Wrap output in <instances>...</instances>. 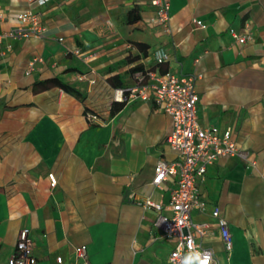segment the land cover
Here are the masks:
<instances>
[{
    "label": "crops",
    "instance_id": "1",
    "mask_svg": "<svg viewBox=\"0 0 264 264\" xmlns=\"http://www.w3.org/2000/svg\"><path fill=\"white\" fill-rule=\"evenodd\" d=\"M168 2L166 31L152 22L150 0H0V32L27 8L40 10L44 25L41 39L0 44V264L24 228L37 264H56L58 256L73 261L72 248L81 244L90 264H168L173 244L141 201L149 196L164 204L174 185L151 184L157 160L174 158L165 142L171 117L140 98L110 114L114 89L132 83L130 68L139 63L159 73L163 67L202 74L195 84L199 124L230 128L255 165L236 156L209 165L199 183L206 210L192 216L210 221L211 207L219 205L233 235L230 255L218 230L203 239L218 264H264V0ZM133 7L140 19L127 23ZM245 24L252 38L239 44L229 29ZM134 43L146 44L147 55L123 64L138 53L128 48ZM156 49L167 59L155 67ZM115 74L122 87L109 83ZM51 77L81 96L57 86L33 91L36 81ZM87 110L96 121H87ZM48 173L57 178L54 187Z\"/></svg>",
    "mask_w": 264,
    "mask_h": 264
},
{
    "label": "built area",
    "instance_id": "2",
    "mask_svg": "<svg viewBox=\"0 0 264 264\" xmlns=\"http://www.w3.org/2000/svg\"><path fill=\"white\" fill-rule=\"evenodd\" d=\"M42 4L40 0H27ZM47 0H44V2ZM43 2V3H44ZM155 8L152 22L162 25L169 31L170 20L168 0H150ZM5 13L0 10V20ZM15 24L0 32V44L6 38L33 37L43 38L44 25L42 12L27 8L15 14ZM194 24L205 28L201 20H194ZM231 37L239 44H244L252 38L250 27L245 24L241 31L229 29ZM61 40V39H59ZM130 50H137L129 44ZM77 53V50L74 51ZM167 59V54L160 49L153 53L154 66H159ZM32 62L29 63V67ZM202 77L201 73L191 72L177 74L166 71L159 73L156 68L144 67L132 74V83L122 88L114 89L113 99L126 101L134 99L152 100L155 107L161 109L171 117V129L165 137L168 148L173 152L172 160H157L151 184L161 187L163 183H174L169 190L168 201L164 204L153 201L146 196L141 201L144 209H153L155 217L152 225L161 236L170 241L173 246L168 253V264H179V256L188 252V240L191 239L202 250H214L203 243V239L210 236L214 229L218 230L223 247L229 256L232 250L233 235L228 222L221 214L219 205L213 204L210 209V221L194 220L192 212H205L206 201L199 191V183L205 180V172L209 165L217 159L226 156H236L251 166L255 161L251 153L242 148L233 138L230 128L220 130L216 126L202 127L198 122L196 81ZM61 91V90H60ZM119 95V96H117ZM85 118L89 122L97 120V115L90 110L85 111ZM47 178L51 187L57 184L55 174L48 173ZM33 242L28 229L18 232L13 254L7 264H37L33 255ZM74 260L63 262L62 257H56V264H90L86 245L73 246ZM174 253H178L174 257Z\"/></svg>",
    "mask_w": 264,
    "mask_h": 264
},
{
    "label": "trees",
    "instance_id": "3",
    "mask_svg": "<svg viewBox=\"0 0 264 264\" xmlns=\"http://www.w3.org/2000/svg\"><path fill=\"white\" fill-rule=\"evenodd\" d=\"M140 19V14L138 12L137 7H133L131 10H129L125 16V20L127 23H134ZM136 48L138 53L135 55H131L130 53L127 55L125 60H123V64H129L133 63L137 60H139L142 57H145L147 55V45L142 43H134L133 44ZM143 69V65L141 63L136 64L132 68H130L131 72H136ZM161 72H165V68L161 67ZM108 81L111 85L115 87H122L124 85V81L121 79L120 74H115L108 78ZM57 86L66 91L67 93H70L74 96L80 97L81 93L78 89L74 88L71 85L66 84L65 82L61 81L57 77H51L47 79H43L40 81H36L33 86V91L39 92L45 89H48L49 87ZM125 105V101H112L110 105V114L114 115L118 111H120L123 106Z\"/></svg>",
    "mask_w": 264,
    "mask_h": 264
},
{
    "label": "clouds",
    "instance_id": "4",
    "mask_svg": "<svg viewBox=\"0 0 264 264\" xmlns=\"http://www.w3.org/2000/svg\"><path fill=\"white\" fill-rule=\"evenodd\" d=\"M41 3L44 0H40ZM178 253H174V257ZM179 264H218L214 261L213 254L209 250H202L195 242L191 239L188 240V252L179 256Z\"/></svg>",
    "mask_w": 264,
    "mask_h": 264
},
{
    "label": "rangeland",
    "instance_id": "5",
    "mask_svg": "<svg viewBox=\"0 0 264 264\" xmlns=\"http://www.w3.org/2000/svg\"><path fill=\"white\" fill-rule=\"evenodd\" d=\"M150 64V63H149ZM131 81H132V77H131Z\"/></svg>",
    "mask_w": 264,
    "mask_h": 264
},
{
    "label": "bare ground",
    "instance_id": "6",
    "mask_svg": "<svg viewBox=\"0 0 264 264\" xmlns=\"http://www.w3.org/2000/svg\"><path fill=\"white\" fill-rule=\"evenodd\" d=\"M117 96H119V95H117Z\"/></svg>",
    "mask_w": 264,
    "mask_h": 264
}]
</instances>
